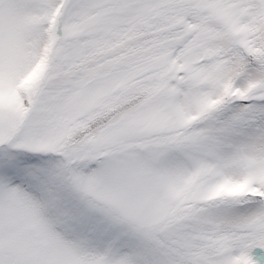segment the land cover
<instances>
[{
  "label": "snow or ice",
  "instance_id": "obj_1",
  "mask_svg": "<svg viewBox=\"0 0 264 264\" xmlns=\"http://www.w3.org/2000/svg\"><path fill=\"white\" fill-rule=\"evenodd\" d=\"M0 264H264V0H0Z\"/></svg>",
  "mask_w": 264,
  "mask_h": 264
}]
</instances>
